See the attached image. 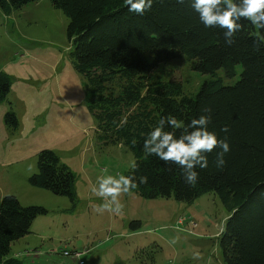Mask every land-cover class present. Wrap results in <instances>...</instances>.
I'll return each instance as SVG.
<instances>
[{"label": "trees", "instance_id": "16d2710c", "mask_svg": "<svg viewBox=\"0 0 264 264\" xmlns=\"http://www.w3.org/2000/svg\"><path fill=\"white\" fill-rule=\"evenodd\" d=\"M35 1L0 0V7L11 13ZM50 3L68 18L69 59L85 80L86 105L97 120L96 138L133 153L134 163L125 176L136 177L137 183L139 177H148L146 184L131 191L146 199L173 197L185 202L214 192L228 212L218 235L225 263L264 264V29L241 19L243 30L229 46L224 29L206 28L200 22L192 0H153L143 15L129 12L125 0ZM181 56L192 60L195 71L211 74L195 93L185 92L178 79L153 74L160 62ZM238 64L242 69L235 83L224 84L215 76L219 69L233 76ZM9 87V78L0 72V101ZM169 115L183 122L181 129H165L177 137L192 119L211 115L208 130L230 146L222 168L216 166L219 147L206 153L208 167L195 169V186L185 181L179 166L143 151L147 133ZM122 119L126 123L118 128ZM4 124L9 130L18 128L12 109L5 113ZM225 127L227 132L222 131ZM28 180L55 195L72 197L73 174L50 148L37 153V173ZM44 213L45 207L24 206L13 194L1 197L0 264H22L6 256L12 243L28 234L33 220Z\"/></svg>", "mask_w": 264, "mask_h": 264}, {"label": "rangeland", "instance_id": "374dc122", "mask_svg": "<svg viewBox=\"0 0 264 264\" xmlns=\"http://www.w3.org/2000/svg\"><path fill=\"white\" fill-rule=\"evenodd\" d=\"M67 24L50 0L11 13L0 7V72L10 80L0 101V199L13 194L24 206L46 208L6 257L22 264H226L218 235L228 212L214 192L185 202L131 191L119 197L121 215L97 210L104 202L92 192L98 177L125 175L135 157L121 144L96 138L85 80L69 59ZM241 69L236 65L233 76L219 69L215 76L233 84ZM153 74L180 80L187 93L211 77L195 71L185 56L160 62ZM9 109L18 120L14 130L4 124ZM43 148L52 149L73 174L71 198L29 182ZM74 251L80 253L75 260Z\"/></svg>", "mask_w": 264, "mask_h": 264}, {"label": "clouds", "instance_id": "9594fccd", "mask_svg": "<svg viewBox=\"0 0 264 264\" xmlns=\"http://www.w3.org/2000/svg\"><path fill=\"white\" fill-rule=\"evenodd\" d=\"M184 3V0H178ZM125 5L129 12L143 15L153 6V0H125ZM192 8L199 15L200 22L206 28L219 27L224 29L226 43L230 46L234 41L237 32L243 30V25L239 23L241 19L248 20L254 27L264 29V0H192ZM257 50L258 47H257ZM204 112L211 113L210 108H205ZM211 122V115H201L198 119L194 118L190 124L183 127L179 137L175 131H166V127L174 130L181 129L183 122L175 116L169 115L159 119L156 126L147 133L144 140L143 151L146 156H155L165 163H174L182 169L185 181L195 186L199 179L197 167L206 169L208 158L206 153L212 152L219 147L221 151L217 153L216 166L222 168L226 161L224 154L230 151L227 140H219L214 132L208 130ZM126 123L121 120L117 127H122ZM222 131L227 132L225 127ZM136 141L133 140V144ZM147 176L136 177L119 175L98 177V187L93 186L92 192L103 199V203L98 211H109L115 215H121L123 205L119 201L122 194H131V190L146 184ZM194 258H199L195 254Z\"/></svg>", "mask_w": 264, "mask_h": 264}, {"label": "built area", "instance_id": "2783aa9c", "mask_svg": "<svg viewBox=\"0 0 264 264\" xmlns=\"http://www.w3.org/2000/svg\"><path fill=\"white\" fill-rule=\"evenodd\" d=\"M64 254H65V255H68V254H69V252H67V251H64ZM79 256H80V253H79V252H77V251H74V253H73L72 257H73V258H79ZM79 263H80V264H82V261H79Z\"/></svg>", "mask_w": 264, "mask_h": 264}]
</instances>
